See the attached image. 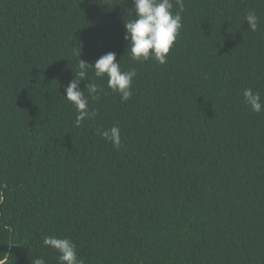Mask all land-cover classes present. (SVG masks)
<instances>
[{
  "label": "trees",
  "instance_id": "obj_1",
  "mask_svg": "<svg viewBox=\"0 0 264 264\" xmlns=\"http://www.w3.org/2000/svg\"><path fill=\"white\" fill-rule=\"evenodd\" d=\"M181 15L159 64L131 59L133 0H0L7 264H58L48 235L71 239L85 264H264V112L243 97L264 102V0H184ZM108 52L136 70L133 96L121 102L90 67L80 90L104 94L85 93L95 115L75 127L65 88L80 58ZM114 125L119 148L97 134Z\"/></svg>",
  "mask_w": 264,
  "mask_h": 264
},
{
  "label": "clouds",
  "instance_id": "obj_2",
  "mask_svg": "<svg viewBox=\"0 0 264 264\" xmlns=\"http://www.w3.org/2000/svg\"><path fill=\"white\" fill-rule=\"evenodd\" d=\"M134 18L125 23L124 39L129 42L131 59L144 62L154 59L159 64L167 62V56L177 39L182 27V15L184 0H175L177 9L173 12V0H133ZM245 20L249 22L252 31L258 28V17L254 11H249ZM79 57L81 53L78 54ZM92 67L96 77H108L107 85L113 92L120 95L121 102H127L133 96L132 84L136 76V70L122 71L120 62H117L116 53L108 52L98 58L94 65L83 59H79L78 73L65 88V98L74 106L77 116L74 121L75 127H80L82 122L94 112L88 110V96L93 100H99L104 94L103 88L90 81L86 85V92L80 90V81L88 77L87 71ZM244 102L256 113L264 112V102L259 92L251 88L243 90ZM97 134L110 142L114 147L121 146V129L114 125L109 129H97ZM5 230H10L4 225ZM44 246L55 249L59 255L58 264H85L78 257L75 243L69 238H59L48 235L43 238ZM8 256L0 257V264H7ZM32 264H46L43 257L32 260Z\"/></svg>",
  "mask_w": 264,
  "mask_h": 264
},
{
  "label": "water",
  "instance_id": "obj_3",
  "mask_svg": "<svg viewBox=\"0 0 264 264\" xmlns=\"http://www.w3.org/2000/svg\"><path fill=\"white\" fill-rule=\"evenodd\" d=\"M9 253H10V251H9Z\"/></svg>",
  "mask_w": 264,
  "mask_h": 264
}]
</instances>
